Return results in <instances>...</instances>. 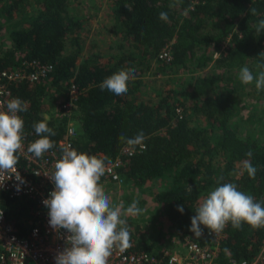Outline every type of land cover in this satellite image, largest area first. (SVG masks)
I'll return each mask as SVG.
<instances>
[{
    "label": "trees",
    "instance_id": "1",
    "mask_svg": "<svg viewBox=\"0 0 264 264\" xmlns=\"http://www.w3.org/2000/svg\"><path fill=\"white\" fill-rule=\"evenodd\" d=\"M161 12L168 14L167 22L159 18ZM97 14H73L70 0H0V31L8 39L4 49L0 46V71L31 61L51 67L38 82L9 84L11 94L27 103V110L19 113L27 144L39 138L34 124L46 121L56 135L49 137L54 147L44 154L62 152L67 119L58 118L56 112L45 116L49 104L57 103L58 108L75 85L73 118L79 136L72 148L104 156L109 164L128 147L120 141L121 134L131 138L142 131L146 148L137 146L119 169L123 185L142 191L149 184L162 186L149 194L161 209L157 221H168L167 230L137 237L139 231L129 228V251L160 256L170 238L164 233L171 230L206 244L211 231L201 225L203 234L196 238L189 230L191 217L219 186V177L224 178L221 184H236L264 206V90L258 91L255 82L245 85L239 80L242 67L255 76L262 70L258 65L264 64V34L256 32L264 19V0H180L178 4L176 0H107L99 16L112 21L111 33L119 39L116 53L83 57L82 36ZM166 45L170 61L158 59ZM122 69H135L128 92L117 97L102 91L101 82ZM182 74L187 77L178 81ZM149 75L168 78L161 88L153 89V97L145 92L149 88L144 78ZM244 97L259 109L254 123L246 118ZM236 119L255 125L261 137L240 134L233 125ZM249 150L257 168L254 179L246 171L240 174V162L248 159ZM17 155L16 166L27 168ZM178 205H184L183 213L177 211ZM0 207L18 235L26 236L33 203L0 194ZM222 232L227 237L218 249V264L257 257L264 228L244 223L236 229L229 223Z\"/></svg>",
    "mask_w": 264,
    "mask_h": 264
},
{
    "label": "clouds",
    "instance_id": "2",
    "mask_svg": "<svg viewBox=\"0 0 264 264\" xmlns=\"http://www.w3.org/2000/svg\"><path fill=\"white\" fill-rule=\"evenodd\" d=\"M179 2L176 0L177 4ZM251 11L255 14V9ZM159 18L167 22L168 14L161 12ZM256 32L258 35L264 34V19L259 21ZM258 67L262 70L255 76L248 67H242L239 80L245 85L255 82L256 89L260 91L264 90V64ZM134 79L135 69L118 70L106 77L100 88L117 97L123 96L128 92L129 81ZM26 110L27 103L19 98L9 99L6 110L0 105V185L12 176L20 184L24 183L15 166L19 161L17 154L23 151L24 139V121L19 113ZM33 127L39 138L30 143L27 152L35 158H41L54 147L49 137L56 133L46 121L37 122ZM119 139L132 149L137 146L146 148L142 131L131 138L121 134ZM245 155L248 159L240 162V174L246 171L254 179L257 168L251 162L252 150ZM106 160L104 156L77 152L71 145H66L54 165L55 170L47 175L54 185L49 198L43 200L48 209V223L54 231L65 229L69 233L68 246L56 255V264H108L113 249L118 248L123 252L131 246L127 221L121 217L138 216L143 210L135 200L127 208L123 202L111 204L109 195L99 183L101 177L110 171ZM223 179V176L218 178L219 186L209 192L191 217L189 230L196 238L203 234L201 225L216 233L221 232L229 223L236 229H240L244 223L254 229L264 228L262 203L252 195L238 190L234 183L221 184ZM17 190H20L19 185ZM187 191L191 192L192 188L188 186ZM177 211L183 213L184 205H178Z\"/></svg>",
    "mask_w": 264,
    "mask_h": 264
},
{
    "label": "built area",
    "instance_id": "3",
    "mask_svg": "<svg viewBox=\"0 0 264 264\" xmlns=\"http://www.w3.org/2000/svg\"><path fill=\"white\" fill-rule=\"evenodd\" d=\"M158 59L171 60L168 45L159 53ZM50 71V66L41 65L36 61L25 62L21 67L0 71V105H3L6 110L7 101L17 98L10 92V83L38 82ZM77 96L78 89L75 85H71L66 92L65 101L60 103L56 110L58 118L67 119L64 146L72 147L79 136L78 124L73 118L74 102ZM22 143L23 151L18 154L26 162L27 168L15 167L24 183L20 184L12 176L0 185V194L12 200L31 201L34 208L26 221L27 235L19 236L14 223L6 219L0 207L2 212L0 215V264H56V255L68 246L69 233L65 229L54 231L51 228L48 223V209L44 206L43 200L49 198V193L54 190V185L47 175L55 170L54 165L62 156V152H50L41 158H35L27 152L29 144L25 136ZM134 152V149L130 147H123L119 156L107 164L110 171L106 172L99 182L104 189L108 185L116 187L123 185L124 179L119 169L128 162ZM17 185H19V191ZM226 237L222 231L219 233L211 231L207 233L206 244H201L194 241L191 236L178 232L175 238L177 241H172L173 247L165 248L160 256L147 252L131 253L128 248L121 252L115 248L108 258V264H218L216 260L218 249ZM228 264H264V240L255 259L252 261L231 259Z\"/></svg>",
    "mask_w": 264,
    "mask_h": 264
},
{
    "label": "rangeland",
    "instance_id": "4",
    "mask_svg": "<svg viewBox=\"0 0 264 264\" xmlns=\"http://www.w3.org/2000/svg\"><path fill=\"white\" fill-rule=\"evenodd\" d=\"M107 6V0H70V8L71 12L77 16H86L89 15L93 17V15L98 12L95 20L89 21L86 24L82 39L84 44L83 57L94 53V52H106V53H116L117 41L119 40L114 34L111 33V28L113 26L112 21L109 18L100 17L101 10ZM7 33L4 31H0V46L1 48H5L7 45ZM111 48V49H110ZM202 72H199L201 74ZM152 75V74H151ZM149 75L145 77V83L148 85L147 90L145 92L148 96L153 97L154 90L161 88L164 83L168 81L167 77L159 76L155 78L154 76ZM186 78V74H182L178 76V81H181L183 78ZM175 78V79H176ZM155 96V95H154ZM243 101H245V114L246 118H251L250 122H255L257 115L259 114V109L254 106V102L252 99L248 97H244ZM59 103V102H58ZM56 104H49L48 107V115H55ZM246 122V121H245ZM240 122V120L236 119L233 122L236 130L242 134L243 136H248L251 139H258L260 134L256 131L255 125H251L250 123ZM254 129V132L252 131ZM127 186V187H126ZM125 186L116 187L114 185H108L105 187V192L109 195L110 202L112 205H118L123 202L124 207L127 208L134 200L138 201V206L143 210L142 213L138 216H122V219L127 221V225L131 231L137 233L139 231V235L137 237H142V234H145L146 237L153 235L152 231L167 230L168 221L165 219L158 220L160 218L161 209L160 206L157 205L150 197L151 193H155L162 188L161 185L150 186L146 185L142 190L131 189V185L127 184ZM161 186V187H160ZM150 193V194H149ZM152 219V220H151ZM167 227V228H166ZM138 228V229H137ZM137 230V231H136ZM176 231L171 230L170 232H165V238H169L165 243V248L173 247L172 241L176 240ZM141 235V236H140ZM177 241V240H176ZM181 247V245H179ZM178 246V248H179Z\"/></svg>",
    "mask_w": 264,
    "mask_h": 264
},
{
    "label": "crops",
    "instance_id": "5",
    "mask_svg": "<svg viewBox=\"0 0 264 264\" xmlns=\"http://www.w3.org/2000/svg\"><path fill=\"white\" fill-rule=\"evenodd\" d=\"M46 118H49L50 116L49 115H47V116H45Z\"/></svg>",
    "mask_w": 264,
    "mask_h": 264
}]
</instances>
